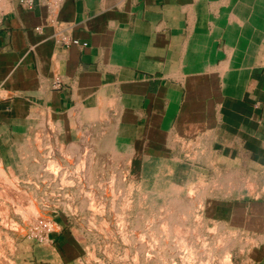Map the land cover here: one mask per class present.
<instances>
[{
  "label": "crops",
  "instance_id": "obj_1",
  "mask_svg": "<svg viewBox=\"0 0 264 264\" xmlns=\"http://www.w3.org/2000/svg\"><path fill=\"white\" fill-rule=\"evenodd\" d=\"M2 7L1 164L35 135L85 146L92 117H115L112 139L138 157L165 160L181 140L183 181L214 182V211L253 236L248 264H264V0ZM63 28L85 46L61 44Z\"/></svg>",
  "mask_w": 264,
  "mask_h": 264
},
{
  "label": "rangeland",
  "instance_id": "obj_2",
  "mask_svg": "<svg viewBox=\"0 0 264 264\" xmlns=\"http://www.w3.org/2000/svg\"><path fill=\"white\" fill-rule=\"evenodd\" d=\"M115 121L92 117L76 148L35 135L0 163V264H248L254 238L214 211V182L183 181V141L138 157L112 139Z\"/></svg>",
  "mask_w": 264,
  "mask_h": 264
},
{
  "label": "built area",
  "instance_id": "obj_3",
  "mask_svg": "<svg viewBox=\"0 0 264 264\" xmlns=\"http://www.w3.org/2000/svg\"><path fill=\"white\" fill-rule=\"evenodd\" d=\"M6 0H0V4L5 2ZM21 9L25 11H30L33 9L35 4L39 1L41 5L45 8L46 12L50 15L55 13L57 5L59 4L60 0H13ZM0 13L4 14L3 7L0 8ZM1 27V21H0ZM67 29V28H66ZM66 29H60L56 33L57 40L63 45H80L85 46V44H79L78 41L72 40L66 34ZM38 30V28H37Z\"/></svg>",
  "mask_w": 264,
  "mask_h": 264
}]
</instances>
